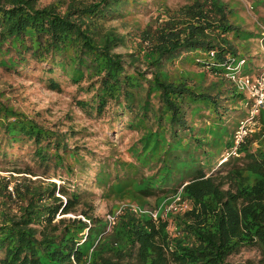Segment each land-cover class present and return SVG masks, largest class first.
<instances>
[{"label":"trees","instance_id":"16d2710c","mask_svg":"<svg viewBox=\"0 0 264 264\" xmlns=\"http://www.w3.org/2000/svg\"><path fill=\"white\" fill-rule=\"evenodd\" d=\"M136 1L0 0V65L19 71L32 64L40 70L38 80L56 92L76 85V106L86 117H106L107 129L140 134L127 150L128 160L98 157L99 165L92 167L99 185L110 180L114 168L107 192L138 200L180 193L190 209L172 217L171 231L173 214L155 222L130 210L107 231L105 219L89 211L81 212L87 221L63 216L75 213L84 197L69 183L22 178L9 192L10 183L0 180L6 205L0 208V264H231L228 258L241 247L264 253V145L251 148L253 133L239 156L219 164L220 150L200 145L193 126L206 119L217 128L225 125L230 134L245 110L222 103L221 91L194 89L167 72L174 60L199 51L210 71L222 74L226 58L239 55L237 41L257 37L264 43L263 35L231 23L223 0H193L168 10L167 20H150L135 51L117 52L134 39L107 23L126 21ZM252 1L254 10L264 8V0ZM260 18L264 23V15ZM243 58V71L249 72L253 61ZM235 89L226 93L241 103L244 95ZM260 117L258 134L264 136V114ZM74 134L42 126L0 101V143L29 145L38 162H51L67 175H74L77 165L85 172L96 154L70 145ZM56 215L63 217L55 220Z\"/></svg>","mask_w":264,"mask_h":264},{"label":"rangeland","instance_id":"374dc122","mask_svg":"<svg viewBox=\"0 0 264 264\" xmlns=\"http://www.w3.org/2000/svg\"><path fill=\"white\" fill-rule=\"evenodd\" d=\"M51 0H41L43 4ZM193 0H138L136 1L135 10H130L131 14L125 16L127 22L124 19L109 21L108 25H114L120 32H125L130 35L134 40H130L127 47H121L115 49L120 53H132L135 51V47L139 40V32L144 26L156 16L160 17L159 21L167 20V11H173L185 3H191ZM230 7L229 21H233L240 25L243 30L251 31L254 33H261V26L264 23L261 21L260 16L264 15L263 6H257L256 10L252 8L254 2L252 0H223ZM231 36L229 35V38ZM257 37H250L247 41H237L236 50L239 55L236 59L241 57H247L255 64L261 63V46L259 45ZM239 42V43H238ZM244 48V51H243ZM206 57L200 54L199 51L191 52L187 54L182 60H174L168 66L167 72L176 79H183L198 90L209 91L215 93L222 92L220 96L222 103L228 104L231 108L241 107L239 98L232 100L229 98V93L235 86L231 79L226 74L224 69L222 74H215L205 64ZM31 63V62H30ZM142 68H145L143 63H138ZM20 69V70H19ZM36 66L32 64H26L24 69L19 67V71L12 69H6L0 65V101L4 105L13 108L15 111L20 112L25 116L33 118L37 123L42 126H46L56 131H75V134L69 138L70 145H79L81 152L84 153L85 148H90L95 151V156L92 161L89 159L90 166L85 169V172H80L78 165L75 167L74 175H67L64 168L56 167L53 163L41 164L37 161L29 145H21L16 142H4L0 143V148L5 151V154H0V180L4 182L8 181L9 186L13 187L15 181L25 178L26 181H40L43 184L54 181L57 185L62 186L70 184L71 189H77L84 196L76 205L75 213H67L65 217H80L85 220L84 215L81 213L83 210L89 211L94 216L97 215L103 219L108 213L115 212L120 207H124V211L130 210L128 205H134L139 209H145L148 211H161V207L166 202L173 199V196H160L142 198V200L134 199L131 194L122 196L121 194H115L110 190L107 192V187L113 181L114 168L111 169L110 180H104L103 185H99L95 182L94 165L98 166V157L102 159L114 160L120 158L121 160L127 159V150L130 144L137 139L140 135L138 132L125 131L119 132L115 126L112 129H107V118L90 119L83 114V112L76 106V99L78 94L76 93V85L69 86L66 84L59 92L48 89L41 81L38 80L40 70H37ZM22 71V72H21ZM238 92L237 88L235 89ZM227 92V93H226ZM234 120L230 122L235 123ZM222 122V121H220ZM220 122L218 124H220ZM228 126L231 128L229 123ZM199 126H193L194 136L199 137L201 135L203 147L209 148L211 144L215 146V149L220 150L218 153V163L224 160L225 152L229 149L231 144L232 133L228 134L226 126L221 125L220 128L213 126L208 120L203 119L196 121ZM255 128L253 142L251 148H256L259 145H264V136L261 133L263 125L261 117L259 116ZM196 127H199L196 129ZM251 134V135H252ZM232 143V142H231ZM198 144V143H197ZM1 153V152H0ZM211 152H207L206 155H210ZM240 155V154H239ZM238 155V156H239ZM89 158V156H88ZM235 160V159H234ZM216 167L213 169L215 170ZM32 171L30 174L27 172ZM144 174H150L152 171L149 169H141ZM34 174V175H33ZM73 176V177H72ZM76 176V177H74ZM121 176V174H120ZM123 177V176H121ZM72 178L76 180L73 182ZM72 180V181H71ZM69 181V182H68ZM39 183V182H38ZM227 186V184H226ZM1 191V186H0ZM13 191V189H12ZM1 193V192H0ZM61 199H65V195L55 194ZM186 201L188 209H190V203ZM6 205L2 202L0 197V208ZM187 209V210H188ZM12 212H15L16 205H12ZM123 211V212H124ZM184 211L175 213L169 216L170 222L172 217L176 214H182ZM133 212V211H132ZM144 212L135 213L137 216L150 215ZM56 215L55 220L63 217ZM151 218V217H150ZM164 219V218H163ZM157 222V221H155ZM174 225L171 224L168 230H173ZM228 262L231 264H264V253L261 252L256 246H244L240 251L228 258Z\"/></svg>","mask_w":264,"mask_h":264},{"label":"built area","instance_id":"2783aa9c","mask_svg":"<svg viewBox=\"0 0 264 264\" xmlns=\"http://www.w3.org/2000/svg\"><path fill=\"white\" fill-rule=\"evenodd\" d=\"M262 29V35L264 37V26L260 27ZM259 45L261 46V63L255 64L253 61L254 68L249 72H244L243 68L246 66V58L228 57L226 58V63H223V67L226 69V74L228 78L231 79L232 83L235 85L237 90L244 95L242 99V109L245 110L246 116L239 119L236 124V129L231 136V146L225 152L224 159L227 157H237L239 155V149L244 143V140L250 136L255 128V124L261 114H264V43L262 39H259ZM209 56L213 57L214 52L210 51ZM9 190L12 192V187L9 186ZM129 209L133 212L139 214L147 212V210L139 209L134 205H128ZM124 207L118 208L117 211L108 213L105 216V222L107 226V231L116 223L120 214L123 213ZM161 211H148L153 221H158L159 218H167L170 214H175L184 210H187L186 201L182 200L180 193H176L173 199L166 202L161 207Z\"/></svg>","mask_w":264,"mask_h":264}]
</instances>
